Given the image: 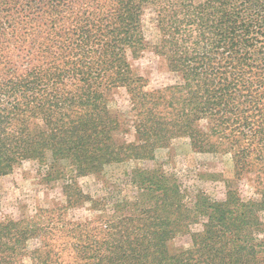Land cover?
<instances>
[{"label":"trees","instance_id":"obj_1","mask_svg":"<svg viewBox=\"0 0 264 264\" xmlns=\"http://www.w3.org/2000/svg\"><path fill=\"white\" fill-rule=\"evenodd\" d=\"M147 15L155 53L179 78L155 90L131 64L149 47ZM119 88L131 142L119 137L129 121L110 107ZM176 139L231 153L234 177L253 174L260 199L200 192L188 206L160 169L137 168L134 200L90 222L5 219L0 264H264V0H0V177L26 160L47 164L51 179L70 169L66 205L45 213L95 204L77 178L154 160ZM181 235L192 246L178 251Z\"/></svg>","mask_w":264,"mask_h":264},{"label":"rangeland","instance_id":"obj_2","mask_svg":"<svg viewBox=\"0 0 264 264\" xmlns=\"http://www.w3.org/2000/svg\"><path fill=\"white\" fill-rule=\"evenodd\" d=\"M145 35L149 47L141 52L138 58L131 60L134 72L146 80L148 90L175 84L179 78L170 72L165 59L153 49V45L159 40V32L152 16L149 15L145 18ZM110 107L129 121L126 122L125 128L130 129V132L119 137L129 142L134 141L132 105L125 88L114 91ZM137 168L160 169L180 185L188 206L195 202L200 192L217 201H224L230 191L239 192L244 200L260 199L258 191L260 185L253 174L242 178L234 177L231 153H196L187 139H176L169 147L157 150L154 160H131L121 164H110L99 174L77 178V184L82 192L96 203L66 209L62 217H59L58 213L50 214L45 211L66 205L63 189L73 179L70 169H67L60 179L59 177L51 179L48 176L47 164L26 160L16 166L10 174L0 177V223L5 219L20 221L36 217L41 225L48 227L64 225L68 227L66 223L90 222L98 215L112 213L117 204L134 200L138 191L132 185L131 177L132 171ZM192 230L199 232L202 225H193ZM38 246L37 239H31L27 243L28 250H34ZM173 246L178 251L189 249L192 246L191 236L176 237ZM23 262L32 264L27 256Z\"/></svg>","mask_w":264,"mask_h":264}]
</instances>
